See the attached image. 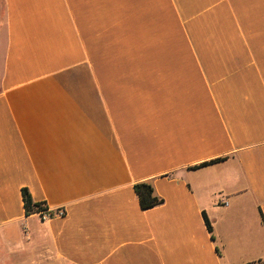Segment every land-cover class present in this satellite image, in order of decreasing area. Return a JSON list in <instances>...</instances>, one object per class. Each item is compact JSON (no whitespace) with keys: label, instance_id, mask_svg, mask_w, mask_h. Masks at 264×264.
Here are the masks:
<instances>
[{"label":"crops","instance_id":"1","mask_svg":"<svg viewBox=\"0 0 264 264\" xmlns=\"http://www.w3.org/2000/svg\"><path fill=\"white\" fill-rule=\"evenodd\" d=\"M0 237L43 264H264V0H0Z\"/></svg>","mask_w":264,"mask_h":264},{"label":"trees","instance_id":"2","mask_svg":"<svg viewBox=\"0 0 264 264\" xmlns=\"http://www.w3.org/2000/svg\"><path fill=\"white\" fill-rule=\"evenodd\" d=\"M216 162H218V160L205 163L202 165V167ZM134 188L137 197L139 199L140 206L143 210H149L164 203L163 199L155 195V191L151 183L148 182L138 183L134 186ZM22 196H23V202L27 216L37 214L39 210H43L44 208L47 207L43 203H35L31 197V194L27 189L22 190ZM204 218L207 228L209 232L212 234L213 233L212 225L205 214H204ZM212 239L215 240L213 235H212Z\"/></svg>","mask_w":264,"mask_h":264},{"label":"rangeland","instance_id":"3","mask_svg":"<svg viewBox=\"0 0 264 264\" xmlns=\"http://www.w3.org/2000/svg\"><path fill=\"white\" fill-rule=\"evenodd\" d=\"M0 264H43L41 249L24 247L15 251L0 237Z\"/></svg>","mask_w":264,"mask_h":264},{"label":"built area","instance_id":"4","mask_svg":"<svg viewBox=\"0 0 264 264\" xmlns=\"http://www.w3.org/2000/svg\"><path fill=\"white\" fill-rule=\"evenodd\" d=\"M37 215L40 217V219L42 221H47L53 217H56V216H62L64 215V212L62 210H59L57 212H51L48 210V208H44L43 210H39L37 212Z\"/></svg>","mask_w":264,"mask_h":264}]
</instances>
